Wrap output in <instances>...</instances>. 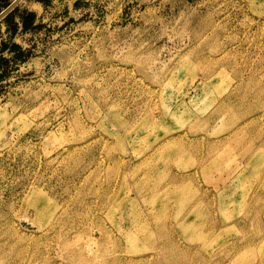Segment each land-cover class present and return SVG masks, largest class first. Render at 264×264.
<instances>
[{"label": "rangeland", "instance_id": "obj_1", "mask_svg": "<svg viewBox=\"0 0 264 264\" xmlns=\"http://www.w3.org/2000/svg\"><path fill=\"white\" fill-rule=\"evenodd\" d=\"M37 5L0 79V264H264V0Z\"/></svg>", "mask_w": 264, "mask_h": 264}, {"label": "trees", "instance_id": "obj_2", "mask_svg": "<svg viewBox=\"0 0 264 264\" xmlns=\"http://www.w3.org/2000/svg\"><path fill=\"white\" fill-rule=\"evenodd\" d=\"M10 0H0V10L5 7ZM43 4L47 3V0H39ZM17 10L15 5L10 9L1 19L0 23H4L5 36H2L0 30V79L3 78L7 73L8 61L14 64L17 61L22 60L25 57L23 51L26 47L22 48L21 45L13 40L14 34L17 32L24 31L25 29L32 27L35 13L31 10H23L18 13V19H14V13ZM3 51H12L9 57L3 55Z\"/></svg>", "mask_w": 264, "mask_h": 264}, {"label": "water", "instance_id": "obj_3", "mask_svg": "<svg viewBox=\"0 0 264 264\" xmlns=\"http://www.w3.org/2000/svg\"><path fill=\"white\" fill-rule=\"evenodd\" d=\"M19 0H10L9 3L3 7L0 10V19L10 10L12 9L18 2Z\"/></svg>", "mask_w": 264, "mask_h": 264}, {"label": "crops", "instance_id": "obj_4", "mask_svg": "<svg viewBox=\"0 0 264 264\" xmlns=\"http://www.w3.org/2000/svg\"><path fill=\"white\" fill-rule=\"evenodd\" d=\"M32 1V3H34V4H38L37 6H44V5H46V4H43L41 1H39V0H31ZM28 10H31V11H33L34 13H35V15L37 14L36 13V11L34 10V9H28ZM0 30L2 31V35L4 34V36H5V32L3 31L4 30V26H1L0 25Z\"/></svg>", "mask_w": 264, "mask_h": 264}]
</instances>
